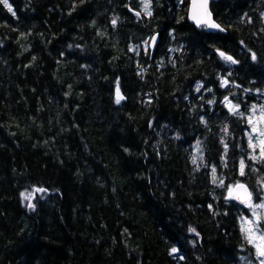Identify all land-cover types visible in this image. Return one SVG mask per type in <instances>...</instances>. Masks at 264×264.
<instances>
[{
    "label": "trees",
    "instance_id": "trees-1",
    "mask_svg": "<svg viewBox=\"0 0 264 264\" xmlns=\"http://www.w3.org/2000/svg\"><path fill=\"white\" fill-rule=\"evenodd\" d=\"M147 3H0V264H258L229 189L264 202V0L213 2L214 31Z\"/></svg>",
    "mask_w": 264,
    "mask_h": 264
},
{
    "label": "rangeland",
    "instance_id": "rangeland-1",
    "mask_svg": "<svg viewBox=\"0 0 264 264\" xmlns=\"http://www.w3.org/2000/svg\"><path fill=\"white\" fill-rule=\"evenodd\" d=\"M140 1V0H139ZM143 2H147V0H143ZM264 16V11H263ZM150 40H146L144 43V49L148 48ZM170 43V40L167 44ZM258 101V102H257ZM255 102H257L255 105H248L246 110V123L249 125V138L251 137V143L253 151L257 148L256 158L258 160L262 159L264 161V155L261 153V148L264 146V135H261V133H264V93H261V96L259 98L255 97ZM230 194L232 197L233 195V186L229 189ZM263 194V193H262ZM260 194V197L261 195ZM263 196V195H262ZM260 199V198H259ZM258 200H250L247 202L245 206V215L242 216L241 219V225L243 228L244 233L251 238L254 241V245H259L261 243H264V240L261 238L264 237V231L262 230L261 223L264 221H261L260 215L264 216V208L256 207V205L264 204V202L260 203ZM264 199V197H263ZM259 202V204H258ZM251 205V206H250ZM253 226L256 227V231L253 233H249L246 230L249 228H252ZM258 258V257H257ZM258 264H260V258H258Z\"/></svg>",
    "mask_w": 264,
    "mask_h": 264
},
{
    "label": "water",
    "instance_id": "water-1",
    "mask_svg": "<svg viewBox=\"0 0 264 264\" xmlns=\"http://www.w3.org/2000/svg\"><path fill=\"white\" fill-rule=\"evenodd\" d=\"M215 1L217 0H207V7L205 9L203 7L204 0H189L188 11H187L189 22L193 24L195 27H205L208 31H214L215 27H212L210 25L212 24L215 25V21L211 12V4ZM198 21L201 22L198 23ZM157 44H158V33L154 34L149 41V49L151 56L153 55ZM118 98L122 99V97H118ZM238 185H243V187H238ZM238 185L234 187V195L239 204H245L249 200L247 194L250 193V190L244 183H240ZM245 189L247 190V192H245Z\"/></svg>",
    "mask_w": 264,
    "mask_h": 264
},
{
    "label": "snow or ice",
    "instance_id": "snow-or-ice-1",
    "mask_svg": "<svg viewBox=\"0 0 264 264\" xmlns=\"http://www.w3.org/2000/svg\"><path fill=\"white\" fill-rule=\"evenodd\" d=\"M0 3H3L4 6L8 8V11L9 12H13L12 8L8 4V0H0ZM203 7L206 9V7H207V0H204ZM144 11H145L146 15L151 16V11L149 10V3H147V2L144 3ZM13 15H14V13H13ZM137 15H139V13H137ZM209 16H210V14H209ZM200 22L201 21H198V23H200ZM113 23H115V21H113ZM210 26H212V27H218V25H214V24H212ZM221 30H223V29H221ZM221 56L224 57V59L231 61V63H233V64L236 63L235 60H233L231 57L224 56L223 53H221ZM253 59L254 60L256 59L255 55H253ZM117 103H119V98L117 100ZM261 135H264V133H261ZM250 139H251V137H250ZM261 153H262V155H264V146H262V148H261ZM243 167H244L243 162H241V175L244 174L243 173ZM238 187H243V185H238ZM245 192H247L246 189H245ZM247 195H248V199L251 200V194L248 193ZM24 198L27 199V200H29L28 207H33V205L30 202V197L25 196ZM256 207L264 208V204L256 205ZM246 231L249 232V233H253V232L256 231V227L253 226L252 228H249ZM261 239L264 240V237H262ZM249 243H254V241L251 238H249ZM254 246L256 247V250H257V257L260 258V264H264V243H261L259 245H254ZM172 252L175 253L176 252V249L173 248L172 249Z\"/></svg>",
    "mask_w": 264,
    "mask_h": 264
},
{
    "label": "bare ground",
    "instance_id": "bare-ground-1",
    "mask_svg": "<svg viewBox=\"0 0 264 264\" xmlns=\"http://www.w3.org/2000/svg\"><path fill=\"white\" fill-rule=\"evenodd\" d=\"M250 190V189H249ZM250 193H251V191H250Z\"/></svg>",
    "mask_w": 264,
    "mask_h": 264
}]
</instances>
